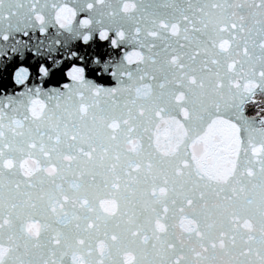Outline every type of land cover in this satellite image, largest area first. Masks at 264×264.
<instances>
[{
    "label": "snow or ice",
    "instance_id": "6c2138e0",
    "mask_svg": "<svg viewBox=\"0 0 264 264\" xmlns=\"http://www.w3.org/2000/svg\"><path fill=\"white\" fill-rule=\"evenodd\" d=\"M113 33L118 87L0 97V264H264V0H0V56Z\"/></svg>",
    "mask_w": 264,
    "mask_h": 264
},
{
    "label": "water",
    "instance_id": "95a60500",
    "mask_svg": "<svg viewBox=\"0 0 264 264\" xmlns=\"http://www.w3.org/2000/svg\"><path fill=\"white\" fill-rule=\"evenodd\" d=\"M79 18H83V16ZM114 36V33L110 34L109 40L101 41L97 35L88 44H85L82 40H75L66 49L58 47V51L51 54V56H38L35 54L34 48L33 51L23 50L15 53L9 48L7 56H0V97L15 96L17 93L24 91L23 85L15 83V72L20 67L27 68L31 74L28 80L29 87L42 85L46 89L62 88L63 84L71 83L66 74L74 66L83 67L86 78L97 86L104 88L118 87L117 79L110 74L111 70L104 71L103 65L122 59L123 53L131 51V49H126L123 46L113 48L111 39L115 38ZM30 37H32L31 33ZM16 39L27 41L29 46L32 47L37 40L44 39V37L37 32L31 39L24 37L22 34H17ZM0 45H4V42L0 41ZM73 52L76 53L75 57L71 55ZM42 64L50 69L49 77L44 79L41 78L42 74L39 72V67ZM255 119L259 120L261 118L256 117ZM163 128L164 126H161V134Z\"/></svg>",
    "mask_w": 264,
    "mask_h": 264
},
{
    "label": "bare ground",
    "instance_id": "6f19581e",
    "mask_svg": "<svg viewBox=\"0 0 264 264\" xmlns=\"http://www.w3.org/2000/svg\"><path fill=\"white\" fill-rule=\"evenodd\" d=\"M253 111L258 118H264V97L257 96L256 102L247 107V111ZM251 114V112H250Z\"/></svg>",
    "mask_w": 264,
    "mask_h": 264
},
{
    "label": "rangeland",
    "instance_id": "374dc122",
    "mask_svg": "<svg viewBox=\"0 0 264 264\" xmlns=\"http://www.w3.org/2000/svg\"><path fill=\"white\" fill-rule=\"evenodd\" d=\"M257 96H262V97H264V95H257ZM250 112H251V114H250ZM247 115L250 117V118H256L257 117V115H254V112L253 111H247Z\"/></svg>",
    "mask_w": 264,
    "mask_h": 264
}]
</instances>
